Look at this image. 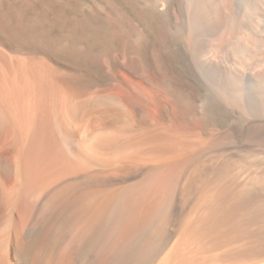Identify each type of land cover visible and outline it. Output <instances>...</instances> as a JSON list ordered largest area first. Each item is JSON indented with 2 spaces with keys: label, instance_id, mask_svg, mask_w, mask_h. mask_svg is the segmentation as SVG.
I'll use <instances>...</instances> for the list:
<instances>
[{
  "label": "bare ground",
  "instance_id": "obj_1",
  "mask_svg": "<svg viewBox=\"0 0 264 264\" xmlns=\"http://www.w3.org/2000/svg\"><path fill=\"white\" fill-rule=\"evenodd\" d=\"M168 1L0 0V264H264L255 25Z\"/></svg>",
  "mask_w": 264,
  "mask_h": 264
},
{
  "label": "rangeland",
  "instance_id": "obj_2",
  "mask_svg": "<svg viewBox=\"0 0 264 264\" xmlns=\"http://www.w3.org/2000/svg\"><path fill=\"white\" fill-rule=\"evenodd\" d=\"M221 7L229 9L225 26L230 19L242 24H254L256 43L252 50V76L246 75L241 81L242 94L248 96V106L239 108L233 119L236 124L252 125V155H240L243 163H252V189H259L258 178L264 176V0H220ZM171 0L168 1L170 3ZM181 15L200 9V0H178ZM229 54L228 57H231ZM251 93V94H250ZM250 94V95H249ZM250 105V107H249ZM245 108V109H244Z\"/></svg>",
  "mask_w": 264,
  "mask_h": 264
}]
</instances>
